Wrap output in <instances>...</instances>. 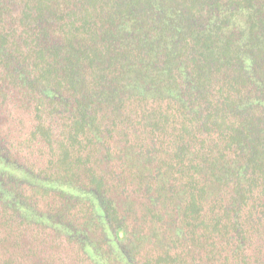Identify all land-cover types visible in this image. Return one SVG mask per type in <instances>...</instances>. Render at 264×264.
Here are the masks:
<instances>
[{"label":"trees","instance_id":"1","mask_svg":"<svg viewBox=\"0 0 264 264\" xmlns=\"http://www.w3.org/2000/svg\"><path fill=\"white\" fill-rule=\"evenodd\" d=\"M0 264H264V0H0Z\"/></svg>","mask_w":264,"mask_h":264},{"label":"rangeland","instance_id":"2","mask_svg":"<svg viewBox=\"0 0 264 264\" xmlns=\"http://www.w3.org/2000/svg\"><path fill=\"white\" fill-rule=\"evenodd\" d=\"M29 117L27 112L19 109L16 104L8 100L3 101L0 104V134L5 133L4 138L6 140L9 138L18 141L28 130Z\"/></svg>","mask_w":264,"mask_h":264}]
</instances>
